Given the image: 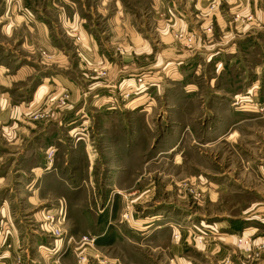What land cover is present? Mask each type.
Here are the masks:
<instances>
[{"label":"rangeland","instance_id":"obj_1","mask_svg":"<svg viewBox=\"0 0 264 264\" xmlns=\"http://www.w3.org/2000/svg\"><path fill=\"white\" fill-rule=\"evenodd\" d=\"M71 1L75 8H60L64 0H0V64L12 65L11 74L25 62L36 66L1 92L32 93L53 72L39 63L49 58L45 51L31 56L23 46L29 31L19 16L37 14L69 48L70 62L80 59L81 72L114 80L116 71L123 90L104 94L114 99L105 107L85 108L73 135L38 131L75 110L68 88L20 122L10 117L15 103L0 114V260L14 250L12 264H221L225 257L244 264L247 251L255 255L248 264L264 263V71L242 80L238 68L264 62V30L232 40L219 35L216 19L229 30L264 21V0H240L247 6L239 9L235 0H206L208 9L200 0H170L182 6L173 13L189 16L188 34L176 39L160 32L166 18L157 0ZM74 10L113 74L97 64L85 69L77 58L61 22ZM233 42L244 62L237 68L229 52L215 55ZM58 69L80 81L71 63ZM211 71L223 79L210 81ZM20 123L36 128L9 134Z\"/></svg>","mask_w":264,"mask_h":264},{"label":"crops","instance_id":"obj_2","mask_svg":"<svg viewBox=\"0 0 264 264\" xmlns=\"http://www.w3.org/2000/svg\"><path fill=\"white\" fill-rule=\"evenodd\" d=\"M65 4H63L60 8H64V5L67 6L70 5L71 7L75 8L76 4L73 2V5L70 3L72 2L71 0H64ZM63 3V2H62ZM155 7L157 11L160 13L161 11H164L160 17L166 18V21L159 20V26H161L162 30L160 31L161 33L165 32L164 36H168L171 39H176L177 34L185 35L187 33V28L184 26L187 25L189 16L187 12L180 11L175 14L173 11L170 10L172 9H177V8H182L181 4L177 1H170V0H157L155 2ZM249 5V2H248ZM65 6V7H66ZM246 7L247 3L240 1V0H235L234 1V8L237 7ZM200 7L204 9H208V1L206 0H200ZM249 7V6H248ZM239 9V8H237ZM66 12V11H65ZM75 10L73 11L72 15H66L65 13L61 16V22L63 27L66 28V33L70 37L71 41H74V44L76 46V56L82 57L81 60L83 59V62L86 67L85 69L91 68L94 64H97V68H108L110 70V74H113L114 65H112V62L109 61V57L107 56L106 52L101 48L99 41L95 34H93L92 30L90 27H87L86 20L79 16L78 14H75ZM209 16L212 15L213 11H209ZM163 15V16H162ZM19 21H17L20 25L24 23V26L28 29L29 32L26 33L25 36V41L23 42V46L28 50V52L31 54V56H43L42 51H45L47 55L49 56L48 59H44L41 57V61L39 63H48L47 64V69L51 68L53 70L52 74L46 76L43 78L42 83L38 84L37 87L33 90V92L29 93V90L23 89L20 90V93H17V95L14 97L13 95L10 96V94L6 95L2 93V90H5L4 86L12 85V82H17L18 80L25 79L24 77L28 75L32 71H36V66L35 64H31L29 62H25L26 64H19L17 68H14L16 71L11 74L13 71L11 70V66L6 65V64H0V110L1 111V117H4L6 112L10 113V110L12 109L10 107L11 103H15L16 111L14 112L13 110V115L10 116L13 117L14 119H18L19 122L21 119L26 118V112H28L31 109H34L37 107V104H41L45 97H47L50 100H53L58 96L60 93L61 89L68 88L72 91V107L75 108L74 111H66L59 114H56V121L58 122H50V124L45 125L44 127H41L38 131L42 132L45 131L46 133H50L49 135H60L61 131L63 132L64 130H67L69 132V135H73L76 132L80 130L79 127V115L84 112V109L88 107L89 110H91L94 106H99L100 108L105 107V105H108L113 99L112 96L108 98V96H103L104 94H115L116 91H122L123 87H121V83H117L115 78L120 75V73L117 75V72L115 71L116 75L113 77L115 80H111L109 78H104V77H98L97 75L91 74L88 70L81 72V66L83 65L78 58L80 63H77V61L70 62L69 59V53L68 47L62 45V39L57 36L56 34L53 33L52 31V26L48 23L46 19H44L43 16L38 17V14L34 17H31L29 15L24 16L21 15L19 16ZM217 24L220 25V33L221 37H225L227 35V38L231 36L232 40L235 38L234 36L237 35L239 38H245V37H250L253 38L257 35L258 32L257 30H264V21L260 19H253L249 22H246V24L237 26V24L234 26V28L231 27L229 30L227 28V22L224 20V18L218 14L217 15ZM18 20V18H17ZM175 20L174 24H172V21ZM204 18L201 19V32H204L209 35V31H205V26L206 24L203 22ZM205 21H209V19H205ZM0 22L1 19H0ZM167 23H169L167 25ZM171 23V24H170ZM186 24V25H185ZM14 25H9L8 28V34L10 35L14 32ZM180 27H182L180 29ZM184 27V28H183ZM191 29H194L193 27ZM181 31V32H180ZM200 32V33H201ZM199 33V34H200ZM136 35V32L134 33ZM188 34V33H187ZM137 36V35H136ZM138 39V37H136ZM249 38V43L252 42V40ZM254 42V41H253ZM227 44L228 47L224 48H219L215 52L216 54H223L225 52H229L231 55V58L229 59V66L233 65L234 68H237V64L244 63L242 61V57L239 56L241 54V48H239V44L233 42V46L229 45V43H224ZM220 46V45H219ZM225 46V45H224ZM213 50L209 52V55L212 53ZM40 54V55H39ZM196 54V53H195ZM194 54V55H195ZM69 56V57H68ZM75 58V57H74ZM30 60V59H29ZM176 59L169 64L172 65L174 64ZM202 61V60H201ZM37 62V61H36ZM38 63V64H39ZM68 63H71L72 66L75 67L73 71L80 76V81L74 80L70 78L69 75H66L62 70H59L58 68H64L65 65ZM161 63V61H160ZM181 62H177L176 66L179 65ZM207 63H209V58L207 59ZM165 62L161 64V67L164 68ZM169 66V65H167ZM239 66V65H238ZM245 67H250V66H245ZM239 68V73H242L241 76L242 80H246V78L249 80V76L255 75V74H260L263 72L264 68V62L262 63H255L254 67L248 70H242L241 67ZM77 69V71H76ZM84 70V69H82ZM78 72V73H77ZM211 73V78L210 81H214L215 79L217 80H222L223 78H220L216 74ZM238 73V74H239ZM15 74V75H14ZM246 74V75H245ZM238 77V78H239ZM245 77V78H244ZM253 77V76H252ZM258 76L255 78L253 77V80L256 79ZM102 78V80H99ZM237 78V79H238ZM259 78H257L258 80ZM256 80V81H257ZM3 84V85H2ZM2 85V86H1ZM56 89V91H55ZM18 90V91H19ZM54 91V92H52ZM53 93V94H51ZM87 93V94H86ZM111 98V99H110ZM264 100V96L262 97ZM246 100V99H243ZM70 108V109H71ZM107 108H110V106H107ZM5 111V114L3 113ZM23 115V116H22ZM16 117V118H15ZM59 120V121H58ZM17 121V120H16ZM20 127H15V128H10L9 129V134L13 135H21L22 132L25 133H32L34 129L36 128L35 124H29L23 125L20 123ZM65 126L62 128L61 126ZM234 136V134H233ZM232 137V136H231ZM53 178H57V175L54 173L52 176L47 179L46 183L50 184L52 182ZM36 198V196H34ZM34 199V198H33ZM229 239V238H226ZM17 240V239H16ZM14 240V242H16ZM260 240L256 241V243H259ZM12 241V245H13ZM240 252L243 253V251L239 250ZM14 250L12 252L8 251V253L5 255L6 257L0 260L1 264H12L13 263V255H14ZM246 254L241 256L244 258V264H248L249 260H254L255 255L252 256V254H249L247 251ZM261 253L263 252L260 251ZM12 253V256H11ZM248 254V255H247ZM246 261V262H245ZM237 262V261H236ZM235 263V258H230V257H225L223 262L221 264H234ZM259 264V263H257ZM264 264V263H261Z\"/></svg>","mask_w":264,"mask_h":264},{"label":"built area","instance_id":"obj_3","mask_svg":"<svg viewBox=\"0 0 264 264\" xmlns=\"http://www.w3.org/2000/svg\"><path fill=\"white\" fill-rule=\"evenodd\" d=\"M8 240H9V237L6 235V241H5L6 245H7Z\"/></svg>","mask_w":264,"mask_h":264},{"label":"bare ground","instance_id":"obj_4","mask_svg":"<svg viewBox=\"0 0 264 264\" xmlns=\"http://www.w3.org/2000/svg\"><path fill=\"white\" fill-rule=\"evenodd\" d=\"M233 136V135H232Z\"/></svg>","mask_w":264,"mask_h":264}]
</instances>
